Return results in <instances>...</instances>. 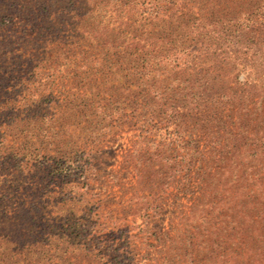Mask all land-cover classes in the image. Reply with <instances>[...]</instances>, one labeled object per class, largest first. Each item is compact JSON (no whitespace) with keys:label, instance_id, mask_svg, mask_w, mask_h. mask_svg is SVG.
<instances>
[{"label":"trees","instance_id":"1","mask_svg":"<svg viewBox=\"0 0 264 264\" xmlns=\"http://www.w3.org/2000/svg\"><path fill=\"white\" fill-rule=\"evenodd\" d=\"M0 2L61 32L32 43L28 57L32 68L60 70L58 82L46 75L43 93L29 103L1 101L32 113L47 138L59 131L73 138L80 155L51 157V175H81L87 147L112 127L134 131L123 153L133 183L121 241L103 242L104 227L74 216L71 232L46 235L41 254L66 264H264V0ZM195 177L200 191L175 236L155 234L162 195L172 185L189 188ZM14 219L0 215V264H29L15 258L33 251L28 229ZM153 240L157 258L150 257Z\"/></svg>","mask_w":264,"mask_h":264},{"label":"rangeland","instance_id":"2","mask_svg":"<svg viewBox=\"0 0 264 264\" xmlns=\"http://www.w3.org/2000/svg\"><path fill=\"white\" fill-rule=\"evenodd\" d=\"M1 4L7 7L4 13L8 17H0V212L16 217L14 226L29 231L25 242L29 243L27 246L32 245L33 253L26 254L22 250L15 258H23L29 264L36 261L41 264L43 260L48 264H66L59 258L41 254L39 249L47 248L46 235L64 229L71 232L76 223L74 216L77 221L79 216H90L97 227H104L103 242L113 241L116 245L121 241L117 238L118 229L131 220V216L123 215L128 197L126 188L133 183L132 165L123 163V153L133 140L134 131L127 126L112 127L96 144L87 147L82 158L87 157L88 164L81 175L64 178L51 175V157L80 155L73 145V138H66L60 131L52 136L51 130L46 135L52 137L47 138L43 130L34 126L40 121L29 119L32 113L21 111L23 107L18 112L11 111L9 106L1 107V101L16 99L18 103H29L43 93L41 86L46 75L58 82L60 70L52 74L46 68H32L28 57L33 51L32 43H40L44 37L56 38L61 32L48 29L42 17L33 21L25 11L20 14L12 10L11 5ZM40 57L38 54L37 59ZM247 71H243L240 78L245 77ZM58 137L62 141L59 142ZM199 186L195 177L189 188L172 185L166 190L161 208L152 221V226L159 230L153 231L155 234L164 239L175 236L179 217L188 210L190 200L200 191ZM5 228L0 225V231ZM51 239L53 244L65 245L62 238ZM153 243L156 248L150 249V257L157 258V249L161 248L155 240ZM165 243L168 245L169 242ZM131 248L136 255L142 253L137 238L132 239ZM119 253H122L121 249ZM149 264H161L160 259L158 263L151 260Z\"/></svg>","mask_w":264,"mask_h":264}]
</instances>
